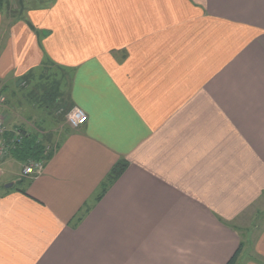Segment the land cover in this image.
<instances>
[{
  "label": "crops",
  "instance_id": "1",
  "mask_svg": "<svg viewBox=\"0 0 264 264\" xmlns=\"http://www.w3.org/2000/svg\"><path fill=\"white\" fill-rule=\"evenodd\" d=\"M47 3L0 7L6 126L53 150L32 181L3 160L0 264H264V0Z\"/></svg>",
  "mask_w": 264,
  "mask_h": 264
},
{
  "label": "trees",
  "instance_id": "2",
  "mask_svg": "<svg viewBox=\"0 0 264 264\" xmlns=\"http://www.w3.org/2000/svg\"><path fill=\"white\" fill-rule=\"evenodd\" d=\"M16 4L12 5L13 3L10 0H0V7L3 8L5 5L10 6L11 11L9 12L11 15H14L13 13V7L18 10L17 15H14L19 18L22 17L21 9H20V4L19 1L16 0ZM29 75V74H28ZM28 75H25L23 78L26 80L25 83L28 84L26 79ZM5 90L4 86L2 88V92ZM49 97H47L48 99ZM55 101V99H54ZM15 128H19L23 132V140L20 144H18L15 148L11 150V155L15 157L16 159L23 161L24 163L32 158V159H37V160H44L45 162L51 157L53 154V150L49 149L41 143L40 139H38L37 135L33 133H29L28 130L22 125L16 126ZM12 135V131L9 132ZM128 166V161L126 159L121 160L116 162L110 171L108 172L107 176L105 179L101 182L99 191L97 192L95 196V202L100 201L103 196L107 193V191L112 187V185L119 179V177L124 173ZM34 177H31V181ZM23 179L17 181L14 183V186H18L19 184L23 183ZM22 190V189H21ZM23 191V190H22ZM91 207L87 205L85 209L81 210V213L77 216V221L78 223L83 220V217L85 216L86 213L90 211ZM244 244L241 243L239 248L235 251V253L231 256V258L228 260L226 264H237L238 259L241 255V251L243 248Z\"/></svg>",
  "mask_w": 264,
  "mask_h": 264
},
{
  "label": "built area",
  "instance_id": "3",
  "mask_svg": "<svg viewBox=\"0 0 264 264\" xmlns=\"http://www.w3.org/2000/svg\"><path fill=\"white\" fill-rule=\"evenodd\" d=\"M6 97L4 95L0 96V104L5 102ZM66 120L68 124L73 128H78L88 120V115L84 109L81 107H74L70 109L66 114ZM8 128L5 124L3 117H0V177L3 175L4 167L3 160L23 140V132L19 128L12 129V136L10 139L7 138ZM10 132V131H9ZM45 161L37 159H28L22 168L23 176L35 177L41 174L45 169Z\"/></svg>",
  "mask_w": 264,
  "mask_h": 264
},
{
  "label": "rangeland",
  "instance_id": "4",
  "mask_svg": "<svg viewBox=\"0 0 264 264\" xmlns=\"http://www.w3.org/2000/svg\"><path fill=\"white\" fill-rule=\"evenodd\" d=\"M13 1V5L14 4H16V0H12ZM25 2V4H27L28 3V1L29 0H24ZM52 1L53 0H51V1H49L48 0V5H50L51 3H52ZM46 2V1H45ZM25 8V7H24ZM20 9H21V7H20ZM3 10H4V13H8L9 15H7V19L8 20H10L11 18L12 19H16V16H14V15H17V13H18V10L17 9H15V8H13V14L14 15H10V11H11V8H10V6H4L3 7ZM6 16V15H5ZM25 13L22 15V17L21 18H25ZM18 19H21V18H19V17H17ZM41 32L44 34V31H42L41 30ZM52 70H55V73L54 74H56V75H53V74H51V76H53V77H55V78H57L58 76H59V78H61V76H60V71H57V68H56V66H54V67H52ZM50 73H53V72H50ZM71 77H72V73H70L69 72V74L67 75V74H65L64 75V79H62V80H60V82H59V85L57 86V89H58V91L59 92H67V91H69V88L71 87ZM26 82V80H24V82L23 81H21L20 83H21V86H22V89H21V91H19V94H20V97H22L23 96V94L24 93H21L22 91L24 92H27V90H30V88L32 87L31 85H32V83L30 82L29 83V85L27 84V83H25ZM37 84H40V83H37ZM1 87H2V83H0V96H2V95H4L5 97H6V100H5V102H3V104H0V117H3V119H4V117H5V119L7 118V111L9 110V105L8 104H10L11 103V101L14 99V98H10V95H7L6 94V92H3L2 93V89H1ZM30 87V88H29ZM42 89H43V87H42ZM16 94V93H15ZM23 98V97H22ZM54 99H53V101L51 102V104H53L54 105ZM23 104V106L21 107V108H18V110H16L18 113H20L21 115H23L24 117H26V119L23 121V122H25V124H29V123H34V124H36V122H35V120H28V118H27V115L30 113V112H27V107H28V105L25 103V102H23L22 103ZM46 105H48V103H47V99H46V103H45ZM50 104V105H51ZM17 105V104H16ZM19 105H17V106H15V107H18ZM49 107V106H48ZM15 109H17V108H15ZM57 111V110H56ZM58 112V111H57ZM1 115H3V116H1ZM38 123V122H37ZM5 124H6V120H5ZM22 124H24V123H22ZM39 125L40 126H42V127H44L45 129H47V126L46 125H48V123L46 124L45 122H41V123H39ZM21 167V162H19L18 164H17V169H19ZM2 177V176H1ZM0 177V178H1ZM5 179V176L1 179L2 181ZM261 223H264V222H259L258 224H261ZM248 254V253H247Z\"/></svg>",
  "mask_w": 264,
  "mask_h": 264
},
{
  "label": "water",
  "instance_id": "5",
  "mask_svg": "<svg viewBox=\"0 0 264 264\" xmlns=\"http://www.w3.org/2000/svg\"><path fill=\"white\" fill-rule=\"evenodd\" d=\"M19 1V4H20V7H21V13L23 12L24 10V7H25V3H24V0H18ZM13 183H9L7 184V186H12Z\"/></svg>",
  "mask_w": 264,
  "mask_h": 264
}]
</instances>
